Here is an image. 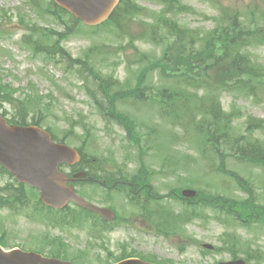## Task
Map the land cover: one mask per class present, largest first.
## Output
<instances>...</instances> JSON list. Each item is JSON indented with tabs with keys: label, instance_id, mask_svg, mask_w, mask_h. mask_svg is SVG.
<instances>
[{
	"label": "rangeland",
	"instance_id": "rangeland-1",
	"mask_svg": "<svg viewBox=\"0 0 264 264\" xmlns=\"http://www.w3.org/2000/svg\"><path fill=\"white\" fill-rule=\"evenodd\" d=\"M162 1L130 0L139 12L124 18L129 31L125 33L110 24L91 28L67 13L54 14L51 0H0V86L4 96L14 98L13 105L4 101L0 110L14 117L17 107L25 106L28 124L40 120L57 139L82 149L90 159L86 163L105 156L107 169L129 164L130 175L146 163L153 173L150 184L158 191L147 215L142 202L128 195L83 184L81 192L90 200L119 211L118 222L105 225L73 207L64 213L49 212L39 204L36 190L7 189L15 183L0 170V239L8 247L59 252L78 264H113L131 255L155 257L162 264H218L237 257L264 264V162L238 155L225 144L216 149L205 143V134L192 129L185 134L165 117L164 86L199 65L189 59L179 62L172 55L173 36L156 42L159 33L152 36L165 13L180 28L195 33L197 43L191 45L201 49L209 42L207 35L223 26L220 21L227 23L238 13L239 22L251 30L240 57L264 68V0H176L178 7ZM136 30L145 34L132 40L128 34ZM37 39L44 46L56 40L68 52L71 65L59 56L35 52L32 42ZM217 54L208 48L197 56L212 67L202 75H210L215 83L231 81L230 66L212 64L220 61ZM101 82L103 88L117 84L106 92ZM121 86L125 90L115 102L116 113L103 115L95 97L108 105L105 94L116 95ZM235 89L223 90L220 97L233 115L236 133L248 135V118L264 120V84L257 94L245 85ZM254 131L249 139L264 142V127ZM166 153L176 156H170L178 162L175 174L161 167L165 157L171 162ZM185 188L201 191V198L184 199ZM250 202L258 205L253 211L248 209ZM167 208L177 219L156 233L153 222L161 220L160 214L164 219Z\"/></svg>",
	"mask_w": 264,
	"mask_h": 264
},
{
	"label": "trees",
	"instance_id": "trees-1",
	"mask_svg": "<svg viewBox=\"0 0 264 264\" xmlns=\"http://www.w3.org/2000/svg\"><path fill=\"white\" fill-rule=\"evenodd\" d=\"M162 2L168 7H173V6L178 7L176 0H163ZM50 8L54 14L63 15L67 13L65 10L56 6L52 0L50 2ZM138 12L139 11L137 9V6L133 4L131 5L130 0H122V2L115 10L114 14L112 15V17L110 18V20L107 21L105 24H103V26H106V24L107 25L110 24L111 26H117L119 30L125 33H129V31L126 29L124 18H126L127 20V18H131L133 14H137ZM162 15L163 18L162 20H160L158 28L154 31V34L152 35L155 36L157 33H159V36H157V38L155 37L153 41L156 42L159 39H161L162 41H164L165 39L166 41L167 36L168 37L173 36L174 40L173 42L170 43V49H173L172 55L177 57L179 59V62H181L183 59H189V61H192L191 63L197 62L200 70L197 68L195 69L191 68L188 71H183L181 72L180 76H175L174 79L170 81V85L164 86L165 93L162 94V97L165 99L166 103H165L164 111L161 110V112L165 115L166 118L170 117L169 119H171L173 125L182 127L185 134L187 133L190 135L191 129L193 131L195 130L196 134H201V135L205 134V143L213 145L216 149H218L220 145L225 144L227 147H229L230 150L235 151V153L238 155H242L243 157L252 160L259 159L260 162H264V142H261L257 138L253 139L250 137L249 139V135L250 134L253 135L255 133L254 130L264 127L263 124L264 120L256 119L255 117L251 116L250 118H248L247 121L249 134L248 135H244L243 133L240 135L237 134L234 127L233 115L229 114V112L224 109L222 99L220 97L221 92L223 90L227 91L234 89L235 87H236L235 90H240V88H243L244 85L251 89L250 93L257 94L259 88H261V86L264 84L263 83L264 68L258 66V64H256L257 65L256 66L255 62H253L252 59L247 58V60H245L244 58L240 57V55H243L245 53L244 52L246 48L245 44L247 43V41H250L247 35L251 33V30L247 29L242 22H239L240 18L238 13H235L233 15L231 14L230 15L231 21H228L227 23L225 21H220L219 24L223 25L220 28V30L214 29L213 31H211L207 35V38L209 40L207 45H205V47H202L201 49H198L191 45V41L197 43L198 36L195 33H192L190 29H188V27L180 28L177 24V20L174 18H171V20H169L167 18L168 17L167 14L163 13ZM70 16L71 18H74L72 15ZM155 20L159 21L156 17ZM77 21L81 23V21L79 20ZM144 34H145L144 31L141 32L136 30L135 32H132L128 35L132 40H135L137 38L140 39L143 38ZM226 40H228L227 44H225ZM211 42H213V46H211ZM32 43L34 44L36 50L35 52H43L48 56V58L49 56H51L52 58L59 56L61 61L67 63V65L68 63L69 65H71L72 61L70 60V56L68 55V52L64 50L62 47L57 46L56 40H54L50 45L46 44V46L41 44L38 39L37 41H33ZM208 48L218 52L217 56L220 57L219 62H216L215 59L212 60L213 65L220 64V65H227V67L229 66L231 67L230 76L233 75L231 76V81L224 80L219 83H215L210 75H202L203 71L210 70L212 67H208L206 64L200 62V59H198L197 56H199L200 53H203V51H207ZM226 56L231 57V60L229 62L225 61ZM205 57L207 59L208 56L206 55ZM77 61L79 62V60ZM190 65L191 64H189V66ZM194 71H196L197 73L196 75L193 74ZM172 72H174V75L178 74V72L176 71H172ZM255 79H257L256 83H254ZM115 84L117 83L113 82L110 87L105 86V88H103V83L101 82L100 87L102 88V90L104 89V91L108 92V89L109 88L112 89L115 86ZM123 88L124 87L121 86V88H119L116 95L105 94V98L108 101V105H106L107 104L106 100L104 101V99L102 98L100 99V97H95L98 106L102 108L103 115L106 116L114 115L116 113L115 102L117 101V99H122L120 95H122V92L125 90ZM168 98L170 101H168ZM4 101H10L11 104L13 105L14 98L11 96V94H9V96H4L2 94V90L0 86V108L2 107L3 105L2 103ZM110 102L112 103L111 106L109 104ZM17 108H18V116L8 117L9 121L15 124H22V125L28 124L29 110H27L25 106H21V107L18 106ZM3 114L7 116L6 111H3ZM35 120L36 121L34 123L41 124L40 120L39 121L37 119ZM166 134L170 135L169 133ZM201 152L203 154L202 149ZM221 152L227 153V149L221 150ZM166 154L168 155V153ZM170 156H174V155L170 154L167 157L168 161L170 160L171 162L170 163L167 162L165 157L163 164H161V167H163L166 170L165 173L175 174L178 170L177 169L178 162L176 160H171L172 158ZM97 159H101V158L97 157ZM168 166H173V169L172 170L168 169ZM0 170L2 173L9 174L8 171L2 168L1 166H0ZM124 171H125L124 168L121 167L120 171L117 170V172H115L117 179H128ZM141 171H145L146 175L142 174L140 175V177L138 176V174L133 175L132 180L136 181V183H140L144 185L150 184L149 177L151 174H148V167L145 163H142ZM214 178L216 180H219V178L216 176ZM115 180L116 179H114V181ZM239 180L241 179L239 178ZM12 182L17 184L15 180H13ZM15 184H9L7 186V189L11 190L12 189L11 186L16 187L17 189H19V191L27 188L24 184H17V185ZM214 187L216 189L219 188L218 185H214ZM146 190L149 194V189ZM217 193L220 195H224L219 192ZM201 196H202V192L200 191L197 198H201ZM132 197H131L132 201L133 199H135L134 200L135 202H142V209L143 210L146 209V211H148L149 209L148 198H147L148 200H145L143 202L139 196L132 195ZM229 202L231 201L229 200ZM39 204L41 205L42 203L39 201ZM196 207L198 206L196 205ZM248 207H249L248 208L249 211L251 210L253 211L256 207H258V205H254L252 202H250ZM71 208L72 207L70 206L60 211L57 210L55 211L48 208L47 209L49 210V212L51 211V212L64 213L67 210H70ZM243 208H244V204H243ZM78 210L84 214L91 215L92 217L96 216L93 213L89 212L88 210L82 208H79ZM167 210L170 211L167 212ZM160 211H164V210L161 209ZM165 211L166 212L164 219H162L160 214V219H161L160 222L163 226L165 225L168 227V224H173L174 221H176L177 217L172 214L170 208H167ZM227 213L229 212L227 211ZM198 214L199 212L196 210V215ZM71 221H75V220H71ZM109 224L110 223L107 224L105 223V225H109ZM161 224L159 223L158 232H160L161 229L162 230L164 229L161 226ZM0 242L4 246H7L4 242L1 241V239ZM37 250L49 256L66 258L63 257V255H61L62 253L60 254L59 252L50 253L44 250H39V249ZM142 258L162 264L155 257H154L155 259L147 258V257L145 258L143 256ZM71 260L74 261V259Z\"/></svg>",
	"mask_w": 264,
	"mask_h": 264
},
{
	"label": "water",
	"instance_id": "water-1",
	"mask_svg": "<svg viewBox=\"0 0 264 264\" xmlns=\"http://www.w3.org/2000/svg\"><path fill=\"white\" fill-rule=\"evenodd\" d=\"M85 24L94 26L110 18L120 0H54ZM80 156L76 149L55 142L50 132L37 125L10 124L0 113V164L19 182L40 189L41 200L53 208H65L70 201L96 212L108 220L115 213L108 207L90 203L68 186L71 178L60 171L65 162L74 163ZM186 197L197 191L185 189ZM206 247L212 248L210 244ZM0 264H75L72 261L45 256L35 251L15 248L6 250L0 244ZM115 264H156L138 257L123 259ZM219 264H247L244 259L222 261Z\"/></svg>",
	"mask_w": 264,
	"mask_h": 264
},
{
	"label": "flooded vegetation",
	"instance_id": "flooded-vegetation-1",
	"mask_svg": "<svg viewBox=\"0 0 264 264\" xmlns=\"http://www.w3.org/2000/svg\"><path fill=\"white\" fill-rule=\"evenodd\" d=\"M90 160H86L84 162V164H80L76 167H70V172L75 173L76 171H88L91 172V171H103V167L102 166H96L94 165L93 163H86V162H89ZM97 161V160H95ZM85 180H88V179H85ZM90 180H95V181H99L100 183H103L102 181H100L101 179L100 178H92ZM106 181V179H105ZM123 183V182H122ZM104 184V183H103ZM125 186H127L129 188V190L133 193V194H136L140 197H143L144 199H146V194L144 193L145 190H146V186L147 184H140V183H136V182H129V181H126L125 183H123Z\"/></svg>",
	"mask_w": 264,
	"mask_h": 264
}]
</instances>
